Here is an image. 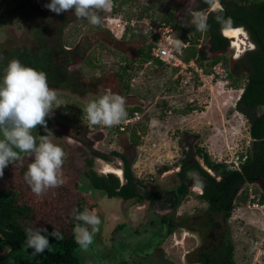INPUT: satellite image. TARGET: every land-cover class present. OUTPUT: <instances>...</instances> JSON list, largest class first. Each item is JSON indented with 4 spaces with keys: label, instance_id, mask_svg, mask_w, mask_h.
Masks as SVG:
<instances>
[{
    "label": "rangeland",
    "instance_id": "obj_1",
    "mask_svg": "<svg viewBox=\"0 0 264 264\" xmlns=\"http://www.w3.org/2000/svg\"><path fill=\"white\" fill-rule=\"evenodd\" d=\"M49 2L6 0L7 10L0 19V80L9 61L16 59L18 51L32 49L34 54L51 51L58 47L60 40L65 48L70 49L71 63L66 66L68 56L62 58L64 64L60 67L67 69L58 78L67 77L71 71V75L80 74V77L76 76L79 80L74 75L69 77L68 85L60 82L55 88L47 78L49 87L56 90L64 104L53 110L46 123L55 137L53 142L67 153L61 169L65 182L61 187L48 189L37 197L24 179L32 157L21 154V164L10 165L0 177L1 186L12 183L11 187L19 194L18 200L41 210L58 208L67 211L65 206L75 199V184L81 190H85L88 184L84 175L87 158H93L92 168L98 174L112 172L113 169L122 177L121 161L117 156L108 154L110 159L104 160L93 156L92 150L125 153L133 173L149 189L170 188L182 179L176 171L180 159L187 157L186 151L190 150L193 141L197 140L198 147L215 161L227 162L232 156L246 151L251 140L249 124L235 107L244 80L241 79L240 87H237L227 75L230 54L247 48L249 44L246 31L239 45L230 39L225 50L209 53L211 57L222 56L221 68L215 67L218 73L211 67L208 74L204 71L200 75L193 73L186 83L180 84L174 77L181 74L177 67L130 64L124 73L128 82L126 89L119 82L117 72L118 66L127 62L123 59L128 55L121 54L119 45L124 47L125 42L135 45L133 39L143 34L147 35L143 42L145 45L149 40L148 33H145L147 26H156L157 20L163 16L181 25L189 0H113L112 9L100 14L102 25L98 27L90 25L86 19H77L72 12L57 15L45 7ZM131 20L133 25L128 23ZM117 21L120 26H115ZM120 27H124L122 31ZM116 35L121 41L112 40ZM181 35L182 30L174 28V36L180 38ZM186 35L193 37L195 31ZM200 37L201 46H205L202 32ZM75 50L79 54L75 55ZM178 52L180 57L185 54L180 48ZM81 56L83 59L80 61ZM74 81L78 82L77 85L72 83ZM109 88L111 92L107 90ZM108 93L124 96L126 103H136L141 108V117L128 123L123 131L90 126L85 121L78 123V116L73 113ZM132 131L138 138L136 142ZM45 134L40 126L33 131L37 142L39 136ZM194 158L202 163L199 157ZM245 187L247 197L243 192L239 193L228 220L234 243V260L236 264H264V204L258 199L260 185L248 184ZM199 192V187H189L188 195L173 213L177 221L203 216L207 202L198 197ZM88 196L93 197L98 205L91 208L92 201L88 200L87 210L97 213L102 223L87 251L77 246L79 264H155L159 254L175 264H192V257L188 259L186 254L199 245L201 235L178 225L171 234L164 236V225L158 217L170 212L168 208H157L148 202L122 201L117 197H107L101 191L90 190ZM212 219L213 222H221V214L214 215ZM119 224L122 227L116 228Z\"/></svg>",
    "mask_w": 264,
    "mask_h": 264
},
{
    "label": "trees",
    "instance_id": "obj_2",
    "mask_svg": "<svg viewBox=\"0 0 264 264\" xmlns=\"http://www.w3.org/2000/svg\"><path fill=\"white\" fill-rule=\"evenodd\" d=\"M220 3L223 6V12L212 13L208 19V30L202 32L205 37V46H201L200 31L194 27L184 28L180 24L172 22L170 17L163 16L161 18L169 19L174 28L182 30L183 35L180 38L189 41V48H183L185 54L181 58L184 61L194 59L206 74L217 61L222 59L220 55L211 57L209 53L222 51L228 44V38L221 33L223 27L215 19L217 14L225 18L230 17L231 27L242 26L255 43V48L248 51L239 61L245 68V74L242 76V78L245 77L244 83L241 84V78L228 74L233 85L237 87L242 85L239 98L235 101V107L246 117L251 137L246 149V159L239 165V168H230L225 162L212 160L209 154L197 145L195 154L202 163L183 157L180 159L176 171V174L182 179L175 186L166 189H149L144 185L143 180L133 173L131 162L125 153L118 150H111L108 153L92 150L93 156L104 160L110 159L108 154L117 156L121 161L122 177L114 172L98 174L92 168L93 158H87V169L84 171V175L88 179V184L85 185V190L78 189L76 184L73 185L75 199L67 203L65 206L67 211L58 208L56 210H41L35 205L18 200L19 194L11 187L12 183L0 185V264H79L76 252L78 245L73 234V228L78 222L73 218V209L83 212L87 209L86 201L88 202V200L92 201L91 208L98 205L93 197L88 196L90 190L101 191L107 197H117L122 201L148 202L150 205H156L157 208H168L170 212L162 213L158 217L160 223L164 225V236L171 234L178 225L186 226L201 235L199 245L186 254L188 259L192 257L191 261H193L195 258L198 264H236L234 243L228 226L236 199L240 192H243L244 197H247L246 185L259 184L258 199L264 204V0H220ZM206 8L208 9L209 6L200 0L198 9ZM6 10L7 5L3 14L0 15V19ZM192 31H195L193 37L186 35L187 32ZM57 45L58 47H55L54 50L42 51L39 54H34L32 49L18 51L15 58L26 66H31L36 70L39 68L45 72L54 88L60 82L61 85L64 82V86H66L74 75L79 80L77 77H80V74L71 75V71L69 74L67 73V77L61 80L58 78L67 69L60 67L64 64L62 58L68 56L67 61L65 60L66 66H68L71 63L69 59L71 54L70 49L63 46L62 40ZM76 50L74 51L75 55L79 54V51ZM82 57L79 58L80 61L83 59ZM137 57L140 66L146 61L167 65L161 60L151 57L149 43L143 45ZM118 67V80L127 89L128 82L124 78V73L128 67ZM72 83L77 85L78 82ZM256 107H260L258 113L255 110ZM83 109H76L75 117L84 116ZM126 110L129 116L134 110L141 111V108L135 105ZM112 129L116 131L115 128ZM132 133V137L135 138L134 142H136L138 138L134 131ZM10 165L12 164H9L8 167ZM190 172L199 174L203 181L202 186L188 178L187 174ZM192 185L200 188L197 195L207 202L204 214L199 218L186 217L177 221L173 217V213L188 195L189 187ZM216 214H221L222 221L219 223L213 222L212 217ZM29 227H44L48 233L53 229L58 230L63 239L57 240L49 236V247L44 252L34 255L33 250L26 245V229ZM120 227L122 224L116 226V228ZM48 233L43 234L47 236Z\"/></svg>",
    "mask_w": 264,
    "mask_h": 264
},
{
    "label": "clouds",
    "instance_id": "obj_3",
    "mask_svg": "<svg viewBox=\"0 0 264 264\" xmlns=\"http://www.w3.org/2000/svg\"><path fill=\"white\" fill-rule=\"evenodd\" d=\"M200 0H189L185 10L183 27H194L205 32L209 28L208 19L212 13H222L220 0H202L209 9H198ZM114 6L113 0H50L45 5L57 15L72 12L77 19H86L94 27L102 25L101 13L109 12ZM217 23L230 28L232 20L217 14ZM182 42L177 40L179 46ZM61 105L55 89L48 85L45 72L22 64L18 59H12L7 64L2 80H0V177L9 164L13 166L22 161V155L32 157L24 174L25 182L37 196H42L46 190L58 188L64 184L62 166L67 153L61 146L54 143V135L48 129L46 118ZM90 126L115 127L127 119L126 98L119 94L108 93L97 100L90 101L83 109ZM37 126L43 127L45 135L37 137L33 131ZM189 179L198 185L203 184L198 173L187 174ZM73 218L78 223L73 228L77 245L87 251L93 243L95 234L100 231L102 223L95 212L85 209L83 212L73 209ZM44 227L26 229V245L37 255L44 252L50 244L49 236L61 240L63 236L53 229L48 235Z\"/></svg>",
    "mask_w": 264,
    "mask_h": 264
},
{
    "label": "built area",
    "instance_id": "obj_4",
    "mask_svg": "<svg viewBox=\"0 0 264 264\" xmlns=\"http://www.w3.org/2000/svg\"><path fill=\"white\" fill-rule=\"evenodd\" d=\"M6 0H0V15L3 14L4 10L6 9ZM130 25H133V21L128 22ZM115 26H120L119 21L115 22ZM124 27H120V31L123 30ZM112 30V28H110ZM145 33H148L149 40L147 43L150 44V55L152 58H157L161 60L163 63H166L167 65H171L174 67H177L179 70V73L176 74L174 77L179 79L178 83H186L189 78L191 77V74L197 73V75L201 74L203 71L202 67L198 66L194 59H190L189 61H184L178 52V49H183L187 46H189V41L182 40L181 38H177L174 36V26L173 23L169 19L160 18L157 20V25L154 26L153 24H149L147 26V29L145 30ZM147 37V35H146ZM179 40L182 43L177 46L176 41ZM201 43V38L199 39ZM200 45V44H198ZM178 48V49H176ZM222 61H217L213 66L212 69L215 70V67L221 68ZM216 73L218 71L215 70ZM242 90V88H241ZM241 93V92H240ZM239 98V95L237 99ZM236 99V100H237ZM76 115V113H73ZM142 115V112L140 110H134L131 115L127 116V119H125L120 125L112 127L115 128L116 131H123L126 129V127L129 125L132 120L139 119ZM86 116H79L78 115V123H81L82 121H86ZM103 128V126H99ZM109 128V127H108ZM247 153L244 151L243 153H238L230 160H228L227 163L230 168H239V165L246 159Z\"/></svg>",
    "mask_w": 264,
    "mask_h": 264
},
{
    "label": "flooded vegetation",
    "instance_id": "obj_5",
    "mask_svg": "<svg viewBox=\"0 0 264 264\" xmlns=\"http://www.w3.org/2000/svg\"><path fill=\"white\" fill-rule=\"evenodd\" d=\"M176 23L180 24L179 22H176ZM247 35L249 37L248 32H247ZM227 38H228V44H227L226 48L229 46V41H230V38L229 37H227ZM249 40L250 41H249L247 48L244 47L242 50H238L235 53L230 54L229 62H228L229 69H228L227 75L232 74L234 77L241 78L245 81V77L242 78V76L245 74V68H244L242 62H239V61L241 59H243V57L246 55V53L248 51L253 50L255 48V43L250 39V37H249ZM141 45L143 46L144 44L142 43ZM244 81L242 82V84L244 83ZM259 109H260V107L255 108L257 113L259 112ZM84 134H85V136L89 137V134L87 131H84ZM196 141H193V143L191 144L190 150L186 151V156H187L186 158L190 157L194 160L195 159L194 157H197V155L195 154L196 149H197ZM190 143L191 142H189L188 144H190ZM189 147H190V145H189ZM155 264H175V263H173L170 259L165 258L163 255L159 254V255H157V261L155 262ZM192 264H198L197 261L195 260V258L193 259Z\"/></svg>",
    "mask_w": 264,
    "mask_h": 264
},
{
    "label": "crops",
    "instance_id": "obj_6",
    "mask_svg": "<svg viewBox=\"0 0 264 264\" xmlns=\"http://www.w3.org/2000/svg\"><path fill=\"white\" fill-rule=\"evenodd\" d=\"M129 29H130L129 26H127V30H129ZM144 35L145 34H143V36H141V37H138V38L133 39L134 40V43L136 42L135 45H133V43L131 44L129 42L128 43L125 42V45H123L124 47H122L121 44L119 45L120 46V50L122 51L121 54L122 55H124V54L128 55V57L126 59H124V61L127 60V62H122L121 63V67H126L127 68L128 66H130V64H132V65H139V60H137L138 59L137 55L142 50V47L143 46L141 44L143 42H145L146 36H144ZM112 40H115V42L121 41V39L117 35H116V38H113L112 37ZM123 48H125V49L123 50ZM115 50H117V49H115ZM124 51H125V53H124ZM146 64H154L155 65L156 63H154V61L153 62L152 61H146V62L143 63L144 66ZM131 79L133 80L134 78H131ZM107 90H109V92H111V89L110 88L107 89ZM128 94L129 95H134L131 92H128ZM135 105H136V103L129 101L128 103H126V109L129 108V107L131 108L132 106H135Z\"/></svg>",
    "mask_w": 264,
    "mask_h": 264
},
{
    "label": "bare ground",
    "instance_id": "obj_7",
    "mask_svg": "<svg viewBox=\"0 0 264 264\" xmlns=\"http://www.w3.org/2000/svg\"><path fill=\"white\" fill-rule=\"evenodd\" d=\"M222 34L226 37H229L231 40H233L234 41L233 44L235 45L236 44L239 45V42L242 41V39H240L242 35L246 36L245 29L242 26L230 27V28L224 27L222 28ZM111 171L116 172V171H113V169ZM117 172H118V169H117Z\"/></svg>",
    "mask_w": 264,
    "mask_h": 264
},
{
    "label": "water",
    "instance_id": "obj_8",
    "mask_svg": "<svg viewBox=\"0 0 264 264\" xmlns=\"http://www.w3.org/2000/svg\"><path fill=\"white\" fill-rule=\"evenodd\" d=\"M224 28V27H223ZM221 33H222V28H221Z\"/></svg>",
    "mask_w": 264,
    "mask_h": 264
},
{
    "label": "snow or ice",
    "instance_id": "obj_9",
    "mask_svg": "<svg viewBox=\"0 0 264 264\" xmlns=\"http://www.w3.org/2000/svg\"><path fill=\"white\" fill-rule=\"evenodd\" d=\"M237 31H239V30H237Z\"/></svg>",
    "mask_w": 264,
    "mask_h": 264
}]
</instances>
